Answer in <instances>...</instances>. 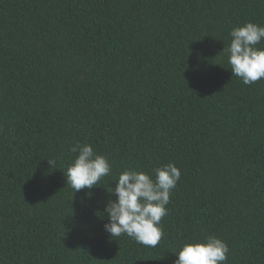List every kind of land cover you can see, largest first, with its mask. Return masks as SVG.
Here are the masks:
<instances>
[{"label":"trees","instance_id":"obj_1","mask_svg":"<svg viewBox=\"0 0 264 264\" xmlns=\"http://www.w3.org/2000/svg\"><path fill=\"white\" fill-rule=\"evenodd\" d=\"M247 22L264 0H0V264H174L207 235L264 264V78L222 52ZM77 143L111 172L74 192ZM169 162L159 244L107 233L118 175Z\"/></svg>","mask_w":264,"mask_h":264},{"label":"clouds","instance_id":"obj_2","mask_svg":"<svg viewBox=\"0 0 264 264\" xmlns=\"http://www.w3.org/2000/svg\"><path fill=\"white\" fill-rule=\"evenodd\" d=\"M230 42L222 50L227 57L233 76L243 84L252 85L264 78V26L247 22L234 27ZM78 153L67 166L66 184L74 192L91 189L101 178L108 176L111 165L108 159L97 154L90 144L77 143L71 148ZM49 161V160H48ZM50 165L52 164L49 161ZM155 179L143 170L125 169L116 179L115 200H109L104 211L108 223L104 229L112 237L127 235L145 247H156L163 237L161 220L167 215L171 191L176 188L181 172L169 162L154 169ZM229 247L215 235L183 243L175 253L174 264H226Z\"/></svg>","mask_w":264,"mask_h":264}]
</instances>
